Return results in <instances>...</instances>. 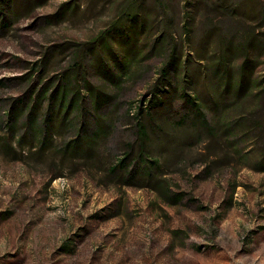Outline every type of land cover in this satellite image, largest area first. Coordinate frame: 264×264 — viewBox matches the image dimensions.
<instances>
[{"label":"rangeland","instance_id":"374dc122","mask_svg":"<svg viewBox=\"0 0 264 264\" xmlns=\"http://www.w3.org/2000/svg\"><path fill=\"white\" fill-rule=\"evenodd\" d=\"M127 1L0 0V264H264V147L247 118L264 99V12L247 20L254 84L237 95L215 68L242 62L234 47L245 46L247 26L208 28L204 18L216 12L204 0H165V16L157 0H135L136 16L119 21ZM166 22L179 67L163 78ZM72 69L84 117H99L94 141L72 111L39 107L44 144L25 122H6L12 98L52 88ZM184 83L209 115L218 106L210 131L185 117ZM137 120L157 163L151 175L127 178L116 163L137 147Z\"/></svg>","mask_w":264,"mask_h":264},{"label":"trees","instance_id":"16d2710c","mask_svg":"<svg viewBox=\"0 0 264 264\" xmlns=\"http://www.w3.org/2000/svg\"><path fill=\"white\" fill-rule=\"evenodd\" d=\"M194 1V0H193ZM191 0H188V3L192 4ZM206 1V2H205ZM253 0H204V4L208 5L206 8L209 10H214L216 14L211 16H205L203 23L210 29H214L216 31L220 30V23L226 21V25L228 26L229 31H233L237 28V26H247L245 32H241L240 37L241 41L245 44L244 47L240 45H236V49H238L242 55V62L236 66H216L215 74H220L221 78L226 79V84L231 82L237 88V95L244 92V90L253 86L254 78L252 76V71H247L248 59L250 57V51L252 47V42L255 40L256 31L255 27L249 25V19L260 18L263 16L264 8L263 5L253 4ZM247 5L250 7L248 11H240L239 8L241 4ZM157 4L165 16L167 4L165 0H157ZM192 6V5H191ZM189 6V7H191ZM204 6V5H203ZM137 5L135 0H128L124 7L121 9L119 15V21L125 20L129 17H134L137 14ZM185 21L183 27L187 30V32L193 31V25L189 19L192 18V8H186L184 10ZM164 31L167 35H170V42L167 43V50H169L168 57L164 61L163 66L161 68L163 78H168L172 76L178 70L179 61L177 59L173 61V58H178L174 55L176 52L177 41L171 35L170 25L166 22L163 27ZM165 33V34H166ZM230 45L234 44L233 39H229L227 41ZM240 46V47H239ZM230 48H225L223 52V56H226L229 52ZM178 52V49H177ZM82 60V55L78 57V61L75 62V67L80 65ZM222 63L219 62L218 65ZM74 67V68H75ZM77 70L70 71L66 76H63L59 83L54 85L52 88L48 86H40L30 88L28 91L23 92L18 97H14L11 99V103L6 113V122L12 127L16 125V123L25 122L29 126V131L32 136L38 138L41 144H44L48 139L49 131L47 129V119L48 115L39 112V107L43 108L44 111H64L65 114L68 111H72L73 115L77 118L82 119V123L79 127V134L86 132L91 140H95V137L99 136V117L93 116L92 118L84 117V106L80 101V91L77 86L76 76ZM189 81V80H188ZM193 80L190 79L187 82L189 85ZM190 87V86H189ZM188 85L184 83L182 85V95L183 101L187 104V113L185 115L191 122L195 124V126L210 131L213 128V124L211 121L213 120L214 124H216V114L218 112V106L213 107L215 111L212 115H209L208 109H212L211 105H208L204 100L203 96L200 94H187ZM157 92L153 93V98H157ZM153 98L151 100H153ZM91 102L95 105L94 109L98 107V94L94 93V98H91ZM140 111L142 107L139 108ZM140 111L138 113H140ZM248 120H250V124L252 128L257 130V137L259 140L263 142L264 147V99L262 102L260 101V105L252 108L248 114ZM238 120H234L227 124V129H233L236 124H238ZM37 124V125H36ZM135 135L137 143L136 149L134 148V143H130L128 148H126L123 152V156L117 161V165L124 169V173L127 178H134L136 176L137 170L146 171L148 174H152L155 170L157 160H153L150 158L147 142L150 137L148 126L142 121L137 120L135 124ZM96 137V138H97ZM82 139V138H81ZM115 166H113L114 168Z\"/></svg>","mask_w":264,"mask_h":264}]
</instances>
